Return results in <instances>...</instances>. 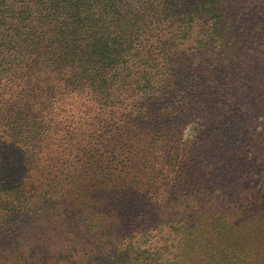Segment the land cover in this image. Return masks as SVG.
Wrapping results in <instances>:
<instances>
[{
	"label": "trees",
	"instance_id": "obj_1",
	"mask_svg": "<svg viewBox=\"0 0 264 264\" xmlns=\"http://www.w3.org/2000/svg\"><path fill=\"white\" fill-rule=\"evenodd\" d=\"M251 8L264 13V0H0V189L8 184L10 205L37 225L49 219L47 202L53 210L70 207L79 182L103 187L93 180L123 175L134 157L143 159L132 164L140 167L138 180L153 173L149 159L156 164L149 188L165 197H173L166 190L172 184L180 190L199 179L153 144L166 147L188 123L220 120L219 79L234 73L226 61L236 49L231 29L236 14ZM222 115L218 124L230 120ZM223 127L219 138L227 140ZM110 144L121 145L119 170ZM65 224L49 258L111 261L109 227L91 242ZM170 225H158L133 253L143 261L161 250L176 258L173 235L186 242L191 233L185 223Z\"/></svg>",
	"mask_w": 264,
	"mask_h": 264
},
{
	"label": "rangeland",
	"instance_id": "obj_2",
	"mask_svg": "<svg viewBox=\"0 0 264 264\" xmlns=\"http://www.w3.org/2000/svg\"><path fill=\"white\" fill-rule=\"evenodd\" d=\"M258 9L236 14L231 29L236 49L226 59L233 62L234 73L219 79L220 101L214 104L219 110L215 117L220 120L212 126L188 123L173 130L171 144L165 147L161 140L153 144L157 154L170 149L173 159L186 167L185 174L198 173L199 179L180 190L178 184H172L166 190L173 197H165V190L149 188L156 164L149 159L153 173L138 180L140 167L133 165L139 157H134L133 165L129 162L128 170L119 175L123 177L108 168L109 175L93 180L103 187L87 189L79 182L81 187L70 207L53 210V204L47 202L49 219L38 220L37 225L32 224L34 218L10 205V189L5 183L0 189V264H63L48 255L67 232L65 223L72 222L73 230L91 242L103 237L102 230L109 227L107 242L116 246L111 250L115 255L105 264H264V13ZM226 61L218 65L227 66ZM210 65L213 63L205 67ZM222 102L224 107L219 105ZM223 113L230 120L218 124ZM223 125L229 132L227 140L220 139L217 131ZM120 146H109L118 149L114 152L117 170L123 163V156H118ZM138 146L135 143L133 149ZM156 163L162 164L161 159ZM159 169L168 175L164 165ZM64 214L67 219L61 223ZM177 222L185 223L186 235L191 234L187 244L173 235L171 243L180 249L176 258L161 250L150 256L152 260L143 261L146 256L133 253L135 246L155 234L158 225ZM158 239L163 245L160 236ZM110 247L107 243L101 251ZM87 264L103 262L93 258Z\"/></svg>",
	"mask_w": 264,
	"mask_h": 264
}]
</instances>
